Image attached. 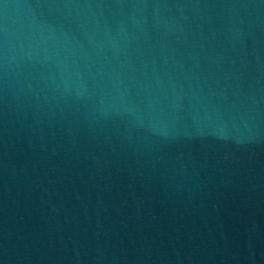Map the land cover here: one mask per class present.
I'll list each match as a JSON object with an SVG mask.
<instances>
[{"label": "water", "instance_id": "obj_1", "mask_svg": "<svg viewBox=\"0 0 264 264\" xmlns=\"http://www.w3.org/2000/svg\"><path fill=\"white\" fill-rule=\"evenodd\" d=\"M0 264H264V0H0Z\"/></svg>", "mask_w": 264, "mask_h": 264}]
</instances>
